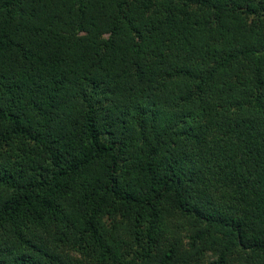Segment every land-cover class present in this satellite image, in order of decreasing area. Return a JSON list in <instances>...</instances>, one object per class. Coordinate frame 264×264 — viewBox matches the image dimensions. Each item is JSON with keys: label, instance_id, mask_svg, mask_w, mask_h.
I'll return each mask as SVG.
<instances>
[{"label": "trees", "instance_id": "1", "mask_svg": "<svg viewBox=\"0 0 264 264\" xmlns=\"http://www.w3.org/2000/svg\"><path fill=\"white\" fill-rule=\"evenodd\" d=\"M0 264H264V0H0Z\"/></svg>", "mask_w": 264, "mask_h": 264}]
</instances>
